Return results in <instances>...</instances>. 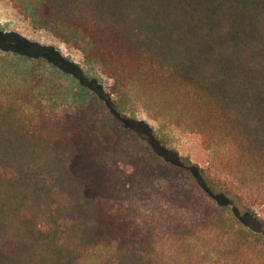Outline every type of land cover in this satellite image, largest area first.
Masks as SVG:
<instances>
[{
  "label": "trees",
  "instance_id": "16d2710c",
  "mask_svg": "<svg viewBox=\"0 0 264 264\" xmlns=\"http://www.w3.org/2000/svg\"><path fill=\"white\" fill-rule=\"evenodd\" d=\"M21 1L115 90L0 31V264H264V0Z\"/></svg>",
  "mask_w": 264,
  "mask_h": 264
},
{
  "label": "rangeland",
  "instance_id": "374dc122",
  "mask_svg": "<svg viewBox=\"0 0 264 264\" xmlns=\"http://www.w3.org/2000/svg\"><path fill=\"white\" fill-rule=\"evenodd\" d=\"M21 0H0V31L5 35V42L15 48L37 49L49 46L60 52L70 62L79 65L90 78L98 81L105 91L115 90V81L102 69L101 65L87 59L84 51L64 41L48 28L37 26L29 13L28 6ZM4 48L0 45V82L7 80L3 71L15 73V69L2 59ZM13 69V70H12ZM129 116L143 119L152 125L157 135L169 146L176 148L180 154L189 156L192 161L208 168L213 162V152L204 146L202 136L184 127L177 126L168 118L155 119L136 98L126 105ZM264 217V207H257Z\"/></svg>",
  "mask_w": 264,
  "mask_h": 264
}]
</instances>
